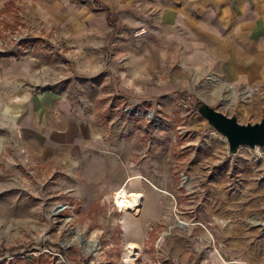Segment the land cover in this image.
Here are the masks:
<instances>
[{"label": "rangeland", "instance_id": "374dc122", "mask_svg": "<svg viewBox=\"0 0 264 264\" xmlns=\"http://www.w3.org/2000/svg\"><path fill=\"white\" fill-rule=\"evenodd\" d=\"M82 2L103 11L106 24L87 44L45 26L26 1L0 7V55L25 65L35 92L71 101L96 139L73 165L13 149L0 155V264H249L264 257V146L229 152L195 94L169 75L164 80L148 57L142 66L151 69L133 83L131 56L150 54L148 39L139 42L148 28L127 29L101 2ZM160 79L168 86L152 88ZM226 116L254 123L264 109ZM123 187L141 194L136 212L115 206Z\"/></svg>", "mask_w": 264, "mask_h": 264}, {"label": "crops", "instance_id": "0c3cea01", "mask_svg": "<svg viewBox=\"0 0 264 264\" xmlns=\"http://www.w3.org/2000/svg\"><path fill=\"white\" fill-rule=\"evenodd\" d=\"M6 1L0 0V7ZM21 1L45 26L65 31L75 43H89L106 26L104 12L82 0ZM95 1L116 12L127 29L137 23L148 28L139 42L148 39L150 54L131 56L133 83L142 69H151L142 66L148 57L163 69L164 80L171 76L172 85L225 115L235 108L264 109V0ZM30 79L24 64L0 55V155L13 149L40 163L68 165L86 159L96 139L76 107L53 90L35 92ZM167 86L160 79L152 88ZM249 264H264V257Z\"/></svg>", "mask_w": 264, "mask_h": 264}, {"label": "water", "instance_id": "95a60500", "mask_svg": "<svg viewBox=\"0 0 264 264\" xmlns=\"http://www.w3.org/2000/svg\"><path fill=\"white\" fill-rule=\"evenodd\" d=\"M198 110L207 124L224 137L229 152L240 145L248 148L264 146L263 119L254 123L240 124L234 117L226 116L215 108L204 104H201Z\"/></svg>", "mask_w": 264, "mask_h": 264}, {"label": "bare ground", "instance_id": "6f19581e", "mask_svg": "<svg viewBox=\"0 0 264 264\" xmlns=\"http://www.w3.org/2000/svg\"><path fill=\"white\" fill-rule=\"evenodd\" d=\"M141 194L138 192H128L124 189L117 191L114 195L115 206L125 211L136 212L137 207L140 204ZM180 224H186L185 222L179 221ZM133 245L127 244L130 249Z\"/></svg>", "mask_w": 264, "mask_h": 264}, {"label": "trees", "instance_id": "16d2710c", "mask_svg": "<svg viewBox=\"0 0 264 264\" xmlns=\"http://www.w3.org/2000/svg\"><path fill=\"white\" fill-rule=\"evenodd\" d=\"M0 255H1V254H0ZM2 255H3V254H2ZM2 255H1V256H2Z\"/></svg>", "mask_w": 264, "mask_h": 264}]
</instances>
